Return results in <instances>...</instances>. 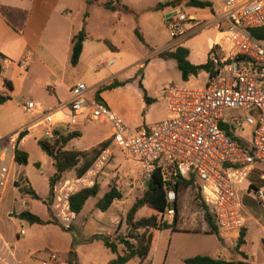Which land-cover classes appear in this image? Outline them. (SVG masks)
I'll return each mask as SVG.
<instances>
[{"label": "crops", "instance_id": "0c3cea01", "mask_svg": "<svg viewBox=\"0 0 264 264\" xmlns=\"http://www.w3.org/2000/svg\"><path fill=\"white\" fill-rule=\"evenodd\" d=\"M74 1L81 7L78 18L71 8ZM156 1L154 0L148 8L162 14V23L165 26V18L171 7L162 10L155 8L158 4L172 0ZM217 3L219 8V0ZM104 4V0H0V57L17 61L26 52L30 54L25 69L14 63L0 66V96L6 98V101L0 104V165L8 170L7 182L0 189V264H68L69 259L75 264H108L114 259L115 254L106 248L102 241L90 240L91 237L103 235L115 239L117 235L124 236L127 232L124 216L130 207L123 209L121 199L114 200L106 210L113 209L114 213L109 221L112 228L101 221L106 211H100L102 214L95 222L91 216L93 211L80 218L81 210L76 214L68 231L61 229L54 222L31 224L18 217L22 212H29L43 221H51L49 205H45L44 201L48 197V178L54 170L48 157L37 145V140L46 137L45 133L48 131L46 124L39 123L41 115L37 113L55 109L67 101L69 89L77 83H73L74 79L75 81L78 79L83 65L91 62L92 53L96 52L98 44L107 43L108 34H114L118 30L112 27L108 34H94L89 18L90 12L95 5ZM141 4L143 0H120L115 5L117 19L121 17L120 12H132L134 7ZM72 16L76 20L71 22ZM189 16L197 19L195 14ZM69 17L71 19H68ZM213 18L207 23H211ZM82 29L85 32V40L78 62L72 66L71 39ZM193 36L192 32L176 38L169 36L172 41L156 53L181 46L188 50L187 59L190 63L204 64L208 60L213 35L199 45L193 42L196 37ZM108 62L111 61L104 62L103 66L106 67L104 64ZM200 77L202 81L199 83L203 85L207 77L205 72L189 77L186 82L191 79L197 82ZM140 82L148 92L143 85V76ZM121 90L122 88L118 89ZM94 91L95 89L89 90V95L93 96ZM137 93L138 106L134 104L131 95L119 94L113 98L117 93L108 92L105 88L98 91V96L123 123L128 122L131 124L130 127L134 128L150 123L151 107L163 103L164 92L157 100L152 98L153 100L149 102L152 104L149 105H145L140 93ZM27 102L35 104L36 114L24 113V105ZM94 122L99 121L79 118L73 125L58 123L52 126L49 132L52 134L54 129L61 131L64 128H67V131L78 132L79 136L71 140L67 148L87 152L98 148L102 143L105 144L110 135V131L103 132ZM20 133L24 134L18 138ZM84 136L89 137L92 144L84 141L81 146H76L75 142ZM15 149L26 153V165L14 162ZM132 160L138 166L134 157ZM16 184L33 190L39 200L20 193ZM249 184L250 188L241 187L240 201L245 222L240 230L243 231V242L237 250L235 245L240 231L231 232L234 234L233 242L227 246L222 233L218 232L216 235L209 232L204 213L199 214L194 208L183 209L177 211L174 231L167 229L158 232L149 264H185L184 259L196 255L224 260L231 264H264V204L256 203L252 190L254 185L251 182ZM142 210L143 208L137 212V217L143 215H139ZM89 216L92 221L89 220ZM121 249L122 246L118 245V250ZM51 255H55V260L51 259ZM124 264L137 263L130 260Z\"/></svg>", "mask_w": 264, "mask_h": 264}, {"label": "built area", "instance_id": "2783aa9c", "mask_svg": "<svg viewBox=\"0 0 264 264\" xmlns=\"http://www.w3.org/2000/svg\"><path fill=\"white\" fill-rule=\"evenodd\" d=\"M115 6L117 0H104ZM213 21L208 60L214 74H207L201 86H169L162 95L165 117L153 125L128 127L101 100L89 95L83 83L69 89V98L55 109L40 113L39 123L50 128L58 123L76 124L79 118L106 122L110 135L89 169L76 178H61L52 187L49 210L51 218L68 231L76 214L70 198L97 183L118 149L134 157L141 177L148 180L159 170L169 208L164 216L173 219L177 203L176 179L193 178L202 203L209 211L217 231L222 234L239 232L244 225L240 201L242 185L255 164L264 165V39L249 34L251 29L264 28V0H219ZM177 11V12H175ZM165 26L171 38L185 36L182 28L200 26L195 18L171 9ZM201 28V27H200ZM29 52L17 61L0 57L2 64H16L25 69ZM113 62L105 63L106 67ZM35 104L27 102L24 113L33 115ZM227 110L240 111L225 119ZM243 123L251 127V139L234 133ZM228 132V134H227ZM8 170L0 165V189L7 182ZM264 183V173L258 175ZM251 185L248 184L247 188ZM255 200L264 204V184L252 188ZM172 221V220H171ZM55 260V255H51ZM45 264V263H43ZM56 264V263H51Z\"/></svg>", "mask_w": 264, "mask_h": 264}, {"label": "rangeland", "instance_id": "374dc122", "mask_svg": "<svg viewBox=\"0 0 264 264\" xmlns=\"http://www.w3.org/2000/svg\"><path fill=\"white\" fill-rule=\"evenodd\" d=\"M153 1L143 0V4L139 7H134L132 12H120L122 14L119 19H117L118 12L115 11L116 9L111 10L110 8L97 5L92 8L89 18L94 34H108L107 32L110 31L112 27L118 28L119 32H117V30L114 34L109 33V41H107V43L100 42V44H98V49L96 52L92 53L91 62L89 64H84L82 70H80L79 77L76 76V78H80L79 81H77L78 79H76V81L74 79L73 83H83L87 89H95L92 95L96 99V94L99 90L102 91L106 85L111 83H117L113 88L105 90L117 93L114 94L113 98L119 94L124 96L131 95L136 106L139 104L137 92L140 93L142 99L145 94L148 99L153 98L157 100L169 86L184 87L201 85L199 82L202 81V77L197 79V82L195 79L184 82L173 60L163 59L157 56L156 51L161 49L168 42H171L172 39L169 37L167 28L162 23V14L160 12L155 13L153 9H150V7L148 8ZM202 1H209L211 6L206 9H197L187 6V0H180L176 5L183 14L188 16L189 14H195L197 16L195 22L199 23V27L191 26L188 28L190 25L188 21L182 26V28H186V30L191 29L188 31L196 36L193 42L197 45L205 41L207 37L213 35V29L207 27L205 24L214 17V13L218 9L217 0ZM156 2H160V0ZM161 2H163V0ZM105 4L108 3L105 2ZM71 8L78 18V11L81 8L79 3L75 1L72 2ZM68 19H71V17ZM74 20L76 19L72 16L71 22ZM112 60H115V62L110 68L103 66L104 62ZM141 76H143V85H145L148 92H146L142 86L139 87ZM96 87L98 88L96 89ZM119 88H122V90L118 91ZM143 101L145 105L152 104L146 103L144 99ZM159 102L158 100V103ZM239 114L240 111L238 110H227L225 112V119L229 120L231 117H236L240 121L241 118ZM164 117V104L160 102L156 107L155 104L152 105L149 118L150 123H148L147 126L160 122ZM94 123H96L103 132L107 133L110 131L109 125L106 122ZM124 124L128 127L131 126L128 122H124ZM234 133L241 135L246 140L251 139V127L243 123H241L239 127L234 128ZM84 141L87 142V144H92V140L84 136L81 140L75 142V145L81 146ZM112 151L113 155L108 167L102 171L97 179L99 190L95 196L86 200L80 212V218L87 214V212L91 213V211H93L91 213L93 220L95 222L99 220L98 216L101 215L102 212L97 210L96 204L103 199L104 193L108 190L109 186H113L119 191L121 194V207L125 210L128 209L145 190L146 180L141 177L139 167L132 160V156L118 149H112ZM260 173H264V165L256 164L254 171L249 175L247 181H245L242 186L247 187L249 182L256 187L262 186L264 183L258 180V175ZM256 203L258 202L256 201ZM176 206L178 211L194 208L199 214L204 213L203 203L195 183L186 187L180 186L177 189ZM113 213V209L106 211V213H104V218L101 220L103 224L107 225L109 228H112L109 221ZM144 213L145 209L139 212V215ZM92 218L89 216V220L92 221ZM165 220L170 223L172 219L166 218ZM233 235L232 233L223 234L227 246L232 244Z\"/></svg>", "mask_w": 264, "mask_h": 264}, {"label": "trees", "instance_id": "16d2710c", "mask_svg": "<svg viewBox=\"0 0 264 264\" xmlns=\"http://www.w3.org/2000/svg\"><path fill=\"white\" fill-rule=\"evenodd\" d=\"M180 0L166 1L163 4H158L156 10H162L165 7H171V9L177 8V3ZM119 3L120 0H117ZM106 8L115 10V6L109 4L103 5ZM187 6L206 9L211 6L208 1L202 0H187ZM249 34L258 39H264V28L251 29ZM85 40L84 30H80L71 39L72 49L70 55V64L76 65L79 56L82 51V43ZM158 57L163 59H171L175 62L176 68L180 73L182 81L186 82L189 77L197 76L201 72L207 73L209 76L214 74V66L210 60H207L204 64L194 65L187 59L188 50L181 46H176L172 50H164L157 54ZM117 83H111L105 87V89H111L116 86ZM141 87V84H139ZM99 99L98 92L96 94ZM143 99L146 103L151 102L145 94ZM6 98L0 96V104L5 102ZM24 133H20L18 138H21ZM228 134V132H227ZM79 133L76 131H67V128L63 130L52 131L50 137H42L37 140L39 149L48 157L53 167V174L48 178V197L44 201L45 205H49L52 196V187L56 181L61 178H76L83 175L90 167L95 157L99 153L100 149L105 145L101 144L98 148L90 151H77L68 149L67 145L71 140L78 137ZM14 162L18 165L27 164L26 153L14 150ZM163 178L159 170H156L152 176L146 181L145 190L139 198H137L130 208L127 210L124 216V222L127 226V232L124 236L117 235L115 239H110L103 235H94L90 240L97 239L102 241L104 246L108 248L113 254L112 259L108 264H124L130 260L135 261L137 264H149L150 257L152 255L154 244L159 231L170 229L172 231L176 228L177 223V206H175V214L170 223L165 219L164 213L169 208L165 199V192L163 190ZM195 183L193 178L187 180L178 178L176 179L175 189L180 186L186 187ZM18 187L19 192L22 194H28L32 199L39 200L33 190L26 187ZM99 190V185L96 183L93 188L84 189L76 193L70 198V208L77 214L82 210L86 200L92 196H95ZM121 194L113 187L109 186L108 190L104 193L103 199L96 204V208L100 211H106L114 200H120ZM204 207V219L208 225L209 232L218 235L217 228L213 222L212 216L209 211ZM145 209V213L141 217H137V212L140 209ZM20 219H24L31 224H48L55 221L51 218V221H43L39 217L29 213L22 212L18 215ZM243 231L239 233L236 241L235 249L237 250L242 244ZM118 245L122 246V249L118 250ZM72 254L70 253V257ZM185 264H231L220 259H214L207 256L196 255L184 259ZM68 264L71 260H68Z\"/></svg>", "mask_w": 264, "mask_h": 264}, {"label": "water", "instance_id": "95a60500", "mask_svg": "<svg viewBox=\"0 0 264 264\" xmlns=\"http://www.w3.org/2000/svg\"><path fill=\"white\" fill-rule=\"evenodd\" d=\"M175 12H177V11H175ZM171 14L170 13H168L167 15H166V17H168V16H170Z\"/></svg>", "mask_w": 264, "mask_h": 264}]
</instances>
